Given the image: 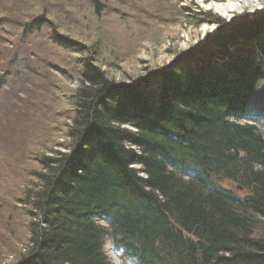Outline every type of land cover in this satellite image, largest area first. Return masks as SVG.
Here are the masks:
<instances>
[{
  "label": "trees",
  "instance_id": "trees-1",
  "mask_svg": "<svg viewBox=\"0 0 264 264\" xmlns=\"http://www.w3.org/2000/svg\"><path fill=\"white\" fill-rule=\"evenodd\" d=\"M88 1L99 13L101 0ZM213 21V47H193L142 84L117 83L79 60L69 143L39 157L19 202L30 245L14 264H107L106 236L139 264H264V135L238 122L264 118V100L251 97L264 82V8ZM108 165L120 166L100 168ZM107 203L117 211L99 207Z\"/></svg>",
  "mask_w": 264,
  "mask_h": 264
},
{
  "label": "rangeland",
  "instance_id": "rangeland-1",
  "mask_svg": "<svg viewBox=\"0 0 264 264\" xmlns=\"http://www.w3.org/2000/svg\"><path fill=\"white\" fill-rule=\"evenodd\" d=\"M101 1L97 13L88 0H0V264L15 263L29 249L30 215L19 202L34 183L40 155L69 143L80 59H92L108 79L136 85L193 47H213L207 39L216 32L214 18L230 23L260 12L226 19L198 0ZM251 97L264 100V82ZM221 184L243 193L236 182ZM107 242L102 250L110 264L116 257Z\"/></svg>",
  "mask_w": 264,
  "mask_h": 264
},
{
  "label": "bare ground",
  "instance_id": "bare-ground-1",
  "mask_svg": "<svg viewBox=\"0 0 264 264\" xmlns=\"http://www.w3.org/2000/svg\"><path fill=\"white\" fill-rule=\"evenodd\" d=\"M201 4H205L207 9H211L212 11L216 12L220 16L229 19L232 15H234L237 12L245 11L247 10L248 13H257L258 11L263 10L264 0H198ZM263 7V8H262ZM262 8V10H260ZM236 45L239 44V42L235 43ZM226 102H230L228 98H224ZM244 103V100L243 102ZM115 161V160H113ZM116 162V161H115ZM120 165H108V166H101L100 168L103 171L106 170H115L118 169ZM232 182H237L236 180H230ZM117 185L122 184V189L125 188L126 183L124 182H117L115 183ZM120 192V191H119ZM122 195H127V193L120 192ZM120 202L126 203V200L124 197H120ZM100 208H111L114 211H117L115 208V205H111L109 203L105 205H100ZM74 213L75 216L80 217L81 213L84 212L85 208H79ZM21 259V258H20ZM19 259L16 261L18 262ZM15 262V263H16ZM14 264V263H13Z\"/></svg>",
  "mask_w": 264,
  "mask_h": 264
},
{
  "label": "clouds",
  "instance_id": "clouds-1",
  "mask_svg": "<svg viewBox=\"0 0 264 264\" xmlns=\"http://www.w3.org/2000/svg\"><path fill=\"white\" fill-rule=\"evenodd\" d=\"M103 227L110 230V225L107 221H104ZM108 250L116 257L115 260L110 261V264H123L125 253L121 248H118L114 241L110 238L107 242ZM119 253V255H117Z\"/></svg>",
  "mask_w": 264,
  "mask_h": 264
}]
</instances>
